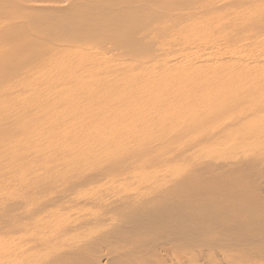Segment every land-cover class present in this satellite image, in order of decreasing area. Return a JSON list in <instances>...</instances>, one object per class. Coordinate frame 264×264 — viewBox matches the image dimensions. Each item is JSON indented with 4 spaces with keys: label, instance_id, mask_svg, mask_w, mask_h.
<instances>
[{
    "label": "bare ground",
    "instance_id": "obj_1",
    "mask_svg": "<svg viewBox=\"0 0 264 264\" xmlns=\"http://www.w3.org/2000/svg\"><path fill=\"white\" fill-rule=\"evenodd\" d=\"M166 1L168 0H157L156 3H160L162 7L163 4L168 3ZM180 1L179 6L181 9H193V5L198 7L203 0ZM232 1L233 0H231V2ZM217 2L219 5L222 3V0H217ZM148 3V0H0V147L8 146L11 148L9 150L14 151L15 149L13 148L16 146L17 150L21 149H19V147L31 148L40 146L41 144H44L46 147L63 146L67 148L69 145L76 146L79 144L80 147H82L81 144L86 142L116 143L119 141H127L126 138L131 137L130 134L136 132L131 129L138 131L137 127L141 122L136 119L132 120L129 117L123 118L124 114L133 116L138 114L140 118H144L148 121V117L152 116L148 113H153V115L159 114L161 93H172L175 90L179 92L185 89L189 83L194 84L197 81L201 83L202 90V82H211L215 74L214 71L212 72L211 65H209L210 62L206 63V68L204 67L205 59L194 61L197 64L192 65L194 62L188 63L186 60L182 62L169 56L170 53H165L166 50L159 51L158 54H155V57L151 56V53V55H147L149 49L147 39L148 28L146 30L148 23ZM18 4L19 8H17ZM100 6L109 9V14H107L108 12L106 11V15L102 16L100 14L102 10ZM236 6H238V1ZM97 7L99 8L97 9ZM220 7L221 6H219L218 10ZM215 9V7H209L203 10L200 9L196 12L192 11V17L204 18ZM43 11H49L50 13L54 12V14H49L51 20L53 19L54 21V23L51 22L53 23L52 25L57 24L56 26L58 29L63 25V29L61 27L57 32L60 30L64 32L70 31L71 36L64 37L59 36V34L57 36L56 34L55 37L51 38L48 37L50 34L45 36L46 33L44 32L47 29L44 26L40 27V24L37 28L27 27L28 22H31V24L34 21L40 22L39 16H41V14L39 12ZM165 12L167 11L165 10ZM46 19V25L48 26L49 18ZM21 23L24 25L26 24V28L22 24L24 28L21 29ZM261 25L262 23L260 26ZM209 28L211 30V26ZM237 28L240 29L239 27ZM64 29H66V31ZM51 35L54 34L52 33ZM68 35L67 33V36ZM154 48L155 47L151 45L150 51H154ZM187 55H192L191 51ZM187 55L185 54L183 59H188ZM239 59V63H243L241 84H243L242 88L244 90V95H242V97H244L242 99L244 101H241L245 102L243 112L245 117L247 116V121L245 123L249 128L243 133L241 142L245 145V152L246 149L247 151L249 148L252 149L249 158H245L246 162L244 160V163L238 168V173L244 180L242 185L239 184L241 187L235 190H228L227 185H225V183H228L224 182L226 180L223 176L219 178L217 176H215L217 178L211 176L208 180L206 179L209 185L213 186L216 185V183L218 185L221 183V188L219 190L212 189L208 193L205 191L203 194L198 187L200 186L201 188L200 182L203 185L206 183L205 179L201 177L202 175H200V179H198L194 178V174H190V176H193L192 178L189 176L190 178L187 179V176L182 175L180 178L172 181V183H168L167 187L165 186L166 189H161L149 194L146 193V195L141 194V197L138 199H135V196H132V194L125 195V198L129 197V199H125L123 195L118 196L111 193L97 195V197H93L92 200L82 199L73 201V199L72 202L77 206L96 207L101 209L102 212L115 214V218L120 217V223L122 222L123 224L117 223L119 221L115 219L117 221H115V224L113 222V225H116V227L119 225V228H117L118 233L111 232V227H108L109 229H106L107 231L104 230L101 232L100 230L92 241L87 242L88 244L86 246L74 247L66 252H62V254L57 255L58 259L65 257L74 264L80 262L85 264H98L95 261L96 259L94 260L92 256L95 250L98 249L97 246L102 242L107 243L108 239H110V241L112 239L114 240L115 237H117L115 242L118 239L120 240L117 241L118 243L111 241L112 243H121L120 245L129 243L131 245L128 249L124 248L122 252L116 251L117 260H119L118 255H122V253L127 250L133 253L136 251L135 253L137 255H154L153 250L159 248L167 252V245L172 249L180 248L185 250L186 248L189 249L197 246H210L211 243L208 242L210 240H226L227 244L226 241H224L223 249L226 245L228 247H235L236 250L234 249V251L236 252L233 253L230 259L232 264H258V261L264 258V240H258L260 230L264 229V227L262 228L261 226L262 222V225H264V216L260 218L259 215H256L259 207L262 206L264 208V45L251 52L249 50L242 57L240 56ZM220 62L222 66L224 62ZM206 69L207 71L205 73L203 70ZM217 74L218 77L224 75V73L221 74L219 72ZM170 84H174L175 87L173 88ZM114 86H117L116 92H118V95L113 97ZM251 88L252 91H250ZM193 89L194 87L191 86L190 90ZM132 93H137L140 97H133L134 95ZM147 98L148 102H150L149 105L148 103L146 104ZM123 104L126 107H124ZM139 104H143L144 108L138 107ZM178 109L182 108H179V104H175L172 113L176 114V110ZM188 111L190 112L191 109L189 108ZM37 128L42 131H36ZM19 129H22V131L18 132L17 130ZM15 131L18 133L16 134ZM10 132H12L13 135H11ZM145 134L141 135L140 133L139 135L138 141H141V144H145L147 141V135L144 136ZM112 148L115 149L114 147ZM49 150L50 148L48 149L50 153L52 149ZM53 150V153L56 152V148ZM65 152L67 153L68 151L66 150ZM113 154H115V152ZM124 154L126 153L124 152ZM3 155L10 156L11 154L9 151H6ZM38 155H36V157ZM55 155H57V152ZM55 155H53L54 158ZM63 156L66 158L67 154L65 155L63 153ZM17 157L16 155V158ZM45 157V161L49 159ZM124 157L125 155L123 158ZM16 158H11V160H15ZM21 158L23 159L24 157ZM52 159L53 158H51V160ZM110 160L113 159L110 158ZM126 160H128V158ZM14 162H16V160ZM122 162L124 164L125 161ZM127 162L129 165L130 161ZM30 163L32 164L33 162ZM23 164L24 162L20 165L23 166ZM34 164L36 163L34 162ZM116 164L115 166L111 165L116 167ZM140 164L142 163L140 162ZM10 165L13 164L10 162ZM108 165L106 163L105 165L101 164L99 165V170L94 172L88 171L93 172L89 174L90 179L94 176L96 178L101 176V179H104L103 176L105 173L109 172L108 170H117ZM75 166L79 168L77 165ZM123 166L125 167V165ZM130 166L124 169L127 170ZM132 167V172L139 169V167ZM201 168L202 167L198 169V172ZM120 169L122 170V167H119L117 171H120L119 174L121 175L124 169L122 171ZM147 169L146 167L144 168V170ZM191 169L193 171V168ZM230 169L232 170V168ZM17 170H19V168ZM36 170H38V168ZM231 170L228 171L230 172ZM7 172H11L12 176L14 174V171H11V169ZM113 172L115 173V171ZM194 172L197 173L196 170ZM65 173H75L74 163L66 168ZM85 173L83 174L84 176ZM211 173L213 174L216 172ZM3 174L5 175V169ZM199 174L195 176L197 177ZM42 175L43 173H41L40 179ZM57 179L59 180V178ZM78 179H82V176ZM245 179L249 181H245ZM35 180L37 181V179ZM87 180H89V178H87ZM92 180L93 179H91V181ZM95 180L92 182H98L99 179L97 181ZM82 181L83 180H81V183H83ZM91 181L89 180V183H91ZM197 183H199L198 187ZM244 183L247 185H244ZM36 184H38V182ZM249 184L252 185L250 186ZM34 187L36 188V185ZM42 188L38 186V189ZM201 190L204 191L203 189ZM26 191L28 193V189ZM42 191L43 189L36 193ZM19 196H21V194ZM67 198H69V196L65 194V192L61 195L57 194V197L54 198V203L58 206H62ZM11 203L10 205L0 202V210H3L4 206L10 209V207L14 206L13 202ZM22 204L23 203L20 205ZM20 205L18 206L21 209L23 206L20 207ZM46 205L47 204H44L43 206L45 207ZM39 207L41 206L31 207L30 211H28V209L25 210V207L23 209L24 211H21H23L24 214L28 211L25 215L29 217L30 213L34 212L36 209H40ZM6 209L5 212L7 211ZM21 211L20 213L22 214ZM170 211L172 214L175 212V215H168L170 218L174 216L173 220L175 221L170 224V221L166 220L169 225L174 228H170V230L167 229L169 228L167 227L166 229L170 231L166 229L163 230L167 232L172 231L168 235L162 232L160 227L163 226L164 222L162 223V221H160L162 226H158V228L159 230L161 229V231H159L155 225L154 227L158 231H156L154 235H150L148 240H139L137 242L124 240L129 232L133 234L131 233L133 229H137L141 224L144 225V221L146 223L145 226H153L155 223L157 224L159 218L164 219L166 212V214H170ZM130 212L133 213L132 215L134 217H126L129 219L131 218V220L124 217L125 215H131ZM19 216L21 215L19 214ZM105 219L100 221L105 222ZM125 219L128 221L126 223H129V225L123 222L126 221ZM165 224L168 225L167 223ZM113 225L112 227H114ZM5 229V222L0 221V240L8 239L3 238ZM11 231L12 229L10 233ZM157 232L161 233L157 235ZM162 233L164 234L161 235ZM172 233H174L173 236H175L174 238L176 240L173 238V240H169V242L168 240H158L159 238L157 239L154 237L155 235H161L162 237L165 235L164 237H168L172 236ZM197 236L199 240H195ZM163 241H165L164 244H166V246H163ZM214 243L215 241L212 243L213 247ZM0 246H2L1 243ZM3 249L2 247L1 251H3ZM188 249H186L187 252L185 251L184 255L181 256L183 258L180 257L175 264H192L190 261L193 260L192 256L194 253L192 249ZM168 251H170L169 248ZM200 251L201 250L198 251L199 254ZM181 254H183V252ZM7 256L8 254L6 252H0V264H11L12 259H8ZM144 258H146V256ZM120 260L119 262L116 261L115 264L123 262ZM156 263H158V261H156Z\"/></svg>",
    "mask_w": 264,
    "mask_h": 264
},
{
    "label": "rangeland",
    "instance_id": "obj_2",
    "mask_svg": "<svg viewBox=\"0 0 264 264\" xmlns=\"http://www.w3.org/2000/svg\"><path fill=\"white\" fill-rule=\"evenodd\" d=\"M156 1L157 0H148V23L146 30L148 28L147 39L149 49L147 55L152 54L151 56L155 57V54H158L159 51L166 50L165 53H170L169 56H172L176 60H180L182 62L183 60H186L188 63H191L194 61H199L200 59H205L204 67L206 68V63L210 62L209 65H211L212 72L214 71L215 74L212 81L209 83L202 82V90L201 83L197 81L194 84L189 83L188 86L182 91L177 92L175 90L172 93H161L162 96L161 104L159 106V114L153 115V113H148L152 115L148 117V121H146L144 118H140L138 114H136L135 116L124 114L123 118L129 117L132 120L136 119L137 121L141 122V124L137 127L138 131L135 129H131L136 132L131 133V137L126 138L127 141H119L116 143L86 142L81 144L82 147H80V144L76 146L69 145L67 148L65 147L66 149L63 146L46 147L44 146V144H41L40 146L31 148L19 147V149L21 148L20 150H17L16 146L15 148H13L15 149L13 151L9 150L11 148L8 146H1L0 162H2L4 165L0 163V169H2L0 170V202L2 204L7 203L10 205L12 204L11 202H13V205L15 207L12 206L9 209V207L4 206V209L0 210V221H4L6 224L5 232L3 231V234H5L3 235V238H8L6 240H0V243L2 245L0 246V252H6L8 254V259H12L11 264H71L72 262L69 261V259H66L65 257L58 259L57 255L62 254V252H66L67 250L74 247H83L84 245L86 246L88 244L87 242L92 241L94 239V236L100 230L101 232L104 230L107 231L111 227L110 229L114 230H111V232L118 233L117 228H119V225L117 223L123 224L122 222L120 223V217H118L119 219L115 218V214L102 212L101 209L96 207L90 208L77 206L72 202L73 199V201L82 199L92 200L93 197H97V195L110 193L118 196L123 195L124 198L125 195L132 194V196H135V199H138L139 197H141V194L146 195V193L149 194L161 189H166L168 183H172V181L180 178L182 175L187 176V179L190 177L192 178L193 176L194 178L200 179L199 176L202 175L201 177L205 179V181L206 179L208 180L209 178H211V176L213 178H219L223 176V178H225L226 180L224 182L228 183H225L228 190H235L236 188L239 189L241 187L240 185L243 184L244 180L238 173V168L242 165V163H244V160L246 162L247 157L249 158V154L252 149L249 148L248 151L246 149L245 152V145L241 142L243 133L249 128L245 123L247 121V116L245 117V114L243 112V107L245 105V102H242L244 101L242 99L244 97H242V95H244V90L242 88L243 84H241V71L243 63H239V58L249 50L251 52L264 45V0H233L232 2L231 0H222V3L219 5L217 0H203L202 2H200L198 7L193 5V9H181L179 6L181 2L180 0H168L166 1L168 2L167 4H163V8L160 6V3H156ZM237 1L238 6H236ZM17 6V8H19V4ZM219 6L221 7L218 10ZM100 7L102 8L100 13L102 16L106 15V11L108 12L107 14H109V9L105 7V10L103 6ZM209 7H215L216 9L210 12L204 18H198L196 16L192 17V11L196 12L200 9L203 10ZM98 8L99 7H97V9ZM165 10L167 12H165ZM39 13L41 14V16H39L40 22L38 20V22L32 21L34 23H32L33 25L31 24V22H28V26L21 23V29H23L24 26L25 28L26 26L37 28L40 24V27L44 26L47 29V32H44L46 33V35L44 34L45 36H48L49 34L50 36L48 37L51 38L55 37L56 34L57 36L59 34V36L64 37L71 36L70 31L67 32L66 29H64L66 32H64L63 30L57 32L63 25H60L61 27L59 29L56 26L57 24L52 25L54 21L53 19L51 20V16H49V14H54V12L50 13L49 11H43ZM46 18H49L48 26L46 25ZM41 21L42 23L44 22L43 25ZM261 23L262 25L260 26ZM210 26L211 30L209 28ZM237 27H239L240 29H238ZM52 33L54 35H51ZM67 33L69 34L68 36ZM151 45L152 47H155L153 49L154 51H150ZM190 51L192 55H187ZM185 54L187 55L188 59H183ZM220 61L224 62L222 66L220 65ZM195 64L197 63H192V65ZM203 71H205L206 73L207 69ZM218 72L221 74L224 73V75L218 77ZM170 86H172L173 88L175 87L174 84H170ZM191 86L194 87L193 90H190ZM116 88L117 86H114L113 97L118 95V92H116ZM250 91H252V88L250 89ZM132 94L134 95L133 97H140V95L137 93ZM147 103L148 105L150 103L148 102V98L146 104ZM175 104H179V108L182 109L176 110V114H173L172 110ZM124 107L126 106L124 105ZM138 107L142 109L144 108L143 104H139ZM189 108L191 109L190 112L188 111ZM17 131L20 132L22 131V129H19ZM17 131H15L16 134L18 133ZM36 131L41 132L42 130L37 128ZM10 133L11 135H13L12 132ZM140 133L141 135L146 133L144 136L147 135V141L145 142V144H141V141H138ZM48 147L50 148V150L52 149L51 151L49 150L50 153L48 152ZM112 147H114L115 149H113ZM54 148H56L55 151L57 152V155H55L56 152L53 153ZM66 150L68 151L67 153L65 152ZM6 151H9L11 155L4 156L3 153ZM114 152L115 154H113ZM124 152L126 154H124ZM63 153L65 155L67 154L66 158L65 156H63ZM118 153L120 156L118 155ZM122 154L123 156L125 155V159L123 158ZM16 155L18 156L17 158L20 159H17ZM36 155H38V158L36 157ZM53 155H55V158L53 157ZM21 157L24 158L22 159ZM44 157L46 159H49L45 161ZM11 158H16L15 160L17 162V165L16 162H14L15 160H11ZM51 158L53 159L51 160ZM110 158L113 160H110ZM127 158L128 160H126ZM9 161L13 165H10ZM122 161H125L124 164ZM127 161H130L129 165ZM23 162L24 164L23 166H21ZM30 162L33 163L31 164ZM34 162L36 164H34ZM140 162L142 164H140ZM72 163H74L75 173H65L66 168ZM105 163L107 165L109 164V167L111 166V168L113 167L117 170H119V167H122L123 170L130 165L139 167V169L132 172L131 169L133 167L130 166L129 169H124V172H122L121 175L119 174L120 171L111 169L108 170L109 172L104 174V179H101V176L97 178L95 176V178L91 177V179H93L92 181H94L95 179V181H97L99 179L98 182H92L89 174H92L94 171L99 170V165H105ZM111 164L114 166L116 164L117 166L114 167ZM121 164L125 165V167ZM75 165H77L79 168H77ZM199 166L205 168H201L198 172V169L200 168ZM88 167L91 169H89ZM145 167L148 169L144 170ZM3 168L5 169V175L3 174ZM18 168L19 170H17ZM37 168L38 170H36ZM191 168H193V171ZM194 168L197 173L194 172ZM230 168H232V170ZM10 169L11 171H14L13 176L11 172H7L10 171ZM228 170H231L232 172L230 171V173ZM113 171H115V173ZM40 172L43 173L41 179ZM211 172L216 173L212 174ZM84 173L85 176L83 175ZM195 173L200 174L196 177ZM190 174L194 175L190 176ZM37 175L39 178L37 177ZM81 176L82 179H78L81 178ZM9 177H12L13 179H11L13 181ZM57 178H59V180ZM87 178H89L91 183H89V180H87ZM35 179H37V181ZM100 179L102 182L100 181ZM81 180H83V183H81ZM246 180L249 181L248 179H245V181ZM35 182H38V184H36ZM32 184L34 186L36 185V188ZM198 184L199 183H197V187L199 186ZM237 184L240 185L238 186ZM37 185L39 187L41 186V188L43 187V193H36L42 190L38 189ZM200 185L201 188L200 186L198 188L201 192H203V194L205 191H207L206 193H208L212 189L219 190L221 188V183L219 185L216 183V185L210 186L208 181H206L204 185L200 182ZM202 185L204 186V188ZM205 185H209L210 187ZM244 185L247 184L244 183ZM249 185L251 186L252 184ZM27 189L28 193L26 191ZM201 189H203L204 191H202ZM63 191L69 196V198L65 199V202H63L62 206H58L54 203V198L57 197V194H63ZM20 194L21 196H19ZM127 198L129 199V197H126L125 199ZM21 203L23 204L20 205ZM44 204H47L48 206L46 205L47 207H44ZM18 205H20V207H23L20 209ZM38 205L41 206L39 207L40 209L34 210V212L30 213L29 217L25 215L28 211H30L31 207H37ZM24 208L25 210L28 209L25 214L23 212ZM5 209L7 210L6 212ZM20 211L22 212V214L20 213ZM166 213L165 215L167 217H164V219L166 218L165 220L159 218V221L157 220V224L155 223L153 226L148 224V227L145 226L146 223L144 221V225L141 224V226L137 228L138 230L133 229V232L131 231V233L133 234H130L129 232L124 240H131L136 242L139 240H148L150 235H154L156 231L159 230L158 226H162L163 222L164 224L160 228L162 229V232H165V234L168 235L172 231H167L174 229L171 227V225H169V223L172 224L171 222L175 221L173 220L174 216L170 218L168 215H175V212L173 214L171 213V211L169 212L170 214ZM19 214L21 216H19ZM130 214L131 215L123 216H133L132 212H130ZM256 215H259L260 218H263L264 208L262 206L258 208ZM128 217H126V219H129ZM104 219V223L100 221ZM115 219L119 221L116 223L118 225L117 227L116 225H113V222L115 224V221H117ZM129 220H131V218ZM166 220L170 222L168 223V221ZM160 221H162V223ZM123 222L129 225V223H126L128 222L127 220ZM165 223H167L168 225H166ZM262 224L263 222L261 223V226L263 228L264 225ZM112 225L114 227H112ZM155 225L157 226L156 228L158 230L154 227ZM166 228L171 229L167 230ZM11 229L12 231L10 233ZM161 229L159 231H161ZM164 229H166L167 231H163ZM159 233L161 232H157V235H159ZM259 233L260 235L258 240H264V229H261ZM163 234L164 233H162L161 235ZM157 235H155L154 237L157 239L159 238L158 240H168V242L169 240H173V238L175 237L173 236L174 233H172V236L168 237H164L165 235L162 237L160 235L162 238ZM116 238L117 237H115L114 240L112 239L111 241L115 242ZM195 240H199V237L197 236ZM107 241L108 244L106 242L100 243L97 246L98 249L95 250L92 255L93 259H96L95 261L98 264H115L116 261L119 262L120 259L123 261L122 262L120 260L122 262L120 264H175L176 261L182 255H184L186 249H188H172L169 245L166 246V244H164L165 241H163V246L165 245L167 247V252L162 248H159L157 250H153L154 255L145 254L143 256L137 255L135 253L136 251H134L133 253L127 250L126 252H123L122 255L119 254V260H117L116 251L122 252L124 251V248L128 249V247H131V245L129 243H122L123 245H120V242V244H115L117 241L115 243H112L110 239H108ZM212 241H215L214 247ZM224 241L226 240H210L208 242L211 243V247L208 245L209 247L197 246L189 248L188 250L192 249V252L194 253V255L192 256L193 260H191L190 263L232 264L230 259L232 258L233 253L236 252L234 251L235 247H228L226 245L224 246V250ZM2 247L4 248L3 251H1ZM168 248L170 251H168ZM199 250H201L200 254L198 252ZM182 252L183 254H181ZM120 255L122 256V258ZM145 256L147 260L146 258H144ZM156 261H158V263H156ZM81 263L82 262L78 264ZM258 264H264V258H261L258 261Z\"/></svg>",
    "mask_w": 264,
    "mask_h": 264
}]
</instances>
